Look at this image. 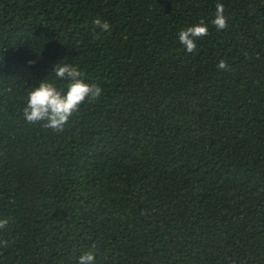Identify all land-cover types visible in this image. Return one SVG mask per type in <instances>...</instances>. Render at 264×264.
<instances>
[{
    "label": "trees",
    "instance_id": "1",
    "mask_svg": "<svg viewBox=\"0 0 264 264\" xmlns=\"http://www.w3.org/2000/svg\"><path fill=\"white\" fill-rule=\"evenodd\" d=\"M2 55L0 264H264V0H0ZM58 62L102 89L60 133L22 115Z\"/></svg>",
    "mask_w": 264,
    "mask_h": 264
},
{
    "label": "clouds",
    "instance_id": "2",
    "mask_svg": "<svg viewBox=\"0 0 264 264\" xmlns=\"http://www.w3.org/2000/svg\"><path fill=\"white\" fill-rule=\"evenodd\" d=\"M224 13V4L217 3L215 18L212 21L217 30H224L228 27ZM93 23L95 25L93 34L97 35V38L96 29L101 31L110 29V24L99 17ZM208 31V26L201 21L194 26L182 29L178 34V39L187 52L192 53L197 49V40L208 35ZM2 59L3 55L0 61ZM217 67L221 70H228L229 65L227 61L221 60ZM51 73H54L57 80L63 81L64 86L59 87L57 83L46 78L39 81L38 86L31 88L28 92L22 115L29 124L43 122L42 126L45 129L60 133L85 101H95L100 98L102 89L95 83L87 82L85 74L71 64L58 62ZM8 223L7 218L0 219V229H4ZM0 244L7 246L8 242L2 241ZM95 259V252L90 250L79 256V264H95Z\"/></svg>",
    "mask_w": 264,
    "mask_h": 264
}]
</instances>
